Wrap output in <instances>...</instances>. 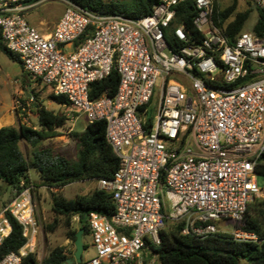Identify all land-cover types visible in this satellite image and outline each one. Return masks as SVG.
I'll return each instance as SVG.
<instances>
[{
  "label": "built area",
  "instance_id": "built-area-1",
  "mask_svg": "<svg viewBox=\"0 0 264 264\" xmlns=\"http://www.w3.org/2000/svg\"><path fill=\"white\" fill-rule=\"evenodd\" d=\"M23 1L0 0L3 42L33 81L64 96L78 116L106 122L120 160L112 179L97 181L116 213L111 219L90 214L96 255L80 264H147L168 223L205 240L221 233L217 223L242 220L264 197L257 183L264 157V39L243 31L231 42L213 19L214 0H194L200 41L176 25V9L189 0H160L141 18L101 15L64 0V14L48 32L29 22L34 5ZM253 1L264 10V0ZM90 27L92 36L77 46ZM113 71L120 76L116 95L92 99V84ZM21 188L0 205V249L12 231L9 216L23 227L26 243L0 264H23L37 249L35 188L24 182ZM231 235L256 240L240 230Z\"/></svg>",
  "mask_w": 264,
  "mask_h": 264
},
{
  "label": "trees",
  "instance_id": "trees-1",
  "mask_svg": "<svg viewBox=\"0 0 264 264\" xmlns=\"http://www.w3.org/2000/svg\"><path fill=\"white\" fill-rule=\"evenodd\" d=\"M41 1L43 0H24L21 4L32 6ZM65 1L101 15L120 13L130 18L147 16L160 3V0ZM246 1L251 4V0ZM237 6L238 0H234L232 5L220 10L214 1L213 19L216 24L225 29L231 42L244 31L251 14L250 10L237 12ZM256 9L258 20L253 28V34L257 39H264V10L257 7ZM176 11V25H185L196 40L200 41L202 36L194 27V18L197 16L194 0L181 4ZM92 31L93 28L90 27L78 40L77 46L92 36ZM0 51L23 69L19 57L8 49L1 34ZM22 77L24 86L27 88L26 80L30 76L25 72ZM119 84L120 76L113 71L106 79L92 84L90 96L96 99L107 92L109 96L114 97ZM26 96L34 99L32 105L37 114L39 127L34 128L21 124L0 128V182L6 188L21 191L22 182L33 185L29 170L34 167L40 174V185L50 190L53 212L56 217L64 219L66 227L69 228L67 236L75 243L79 231H83V237L90 235L88 217L92 212L100 213L111 219L116 213V206L111 196L104 190L96 189L91 194L81 195L71 200L54 190L85 181L110 180L118 170L120 160L107 140L106 122L87 121L84 130L69 134V137L78 144L75 161L55 154L51 148H43L35 152L34 160L29 162L21 149V143L25 142L38 149L43 142L60 136L58 131L66 126L68 118L46 108L37 97L31 95L29 90ZM29 98L26 97V99ZM49 98L57 104L69 106L64 96H57L53 93ZM257 173L264 177V157ZM5 193L6 189L0 188V204ZM75 217L79 218V227L71 230ZM9 221L12 231L0 249V260L11 252L19 251L26 243L23 237V227L12 216H9ZM55 221L53 226H47L46 229L57 228L58 220ZM182 229V224L168 223L161 232L160 245L150 246L161 264H244L243 261L248 264H264V197L251 203L242 220L234 223L235 230L253 234L256 240L237 241L233 235L228 233H218L201 240L183 235ZM71 262H73V255H68L64 248L57 247L49 253L42 264H73ZM23 264H39L36 254H30L24 258Z\"/></svg>",
  "mask_w": 264,
  "mask_h": 264
},
{
  "label": "rangeland",
  "instance_id": "rangeland-1",
  "mask_svg": "<svg viewBox=\"0 0 264 264\" xmlns=\"http://www.w3.org/2000/svg\"><path fill=\"white\" fill-rule=\"evenodd\" d=\"M128 2L130 0H124ZM219 6L220 10H224L232 5L234 0H214ZM58 4L56 0H44L35 4L32 7L33 14L43 15L45 10L52 5ZM250 10L251 14L248 21L245 24L244 32L253 33V28L258 20V11L256 5L251 0V4H248L246 0H238L237 12H244ZM45 31H50L45 29ZM31 79V77H29ZM23 77L21 74V67L18 63L10 60L4 53L0 51V118L2 117L3 125L7 126H20L26 124L28 126L38 128V118L35 109L32 105L31 98L26 96V90L31 92L33 97H37L38 100L45 105L49 110L54 111L57 114L65 115L68 118V122L63 129L58 132L60 136L43 142L38 149H35L25 142L21 143V149L24 152L25 157L29 162L34 160V154L40 149L51 148L55 154H59L68 158L71 161H75L78 152V144L76 141L69 137L72 132H80L85 129L87 125V118L85 116H78V111L73 109L72 106L60 105L53 102L49 97L53 94L52 90L40 82L31 80V83L26 82V86L34 84L33 88H25L23 83ZM28 97L29 99H26ZM25 101V103H23ZM159 98H154L151 104V116L154 119L156 116V108L158 106ZM17 102L20 105H24L25 111L21 110V107L17 108ZM30 180L35 188L34 190V203L36 206L35 218L39 225V234L37 241L36 257L39 261H44L49 253L57 248L62 247L71 256L75 254L76 247L74 241L68 238L67 232L69 228L66 227L64 219L56 217L52 210L50 190L40 185V174L38 171L31 167L29 170ZM257 183L260 188H264V177L258 176ZM0 188H5L6 193L2 197V202H10L14 198V191L10 188H6L5 185L0 182ZM99 188L97 181H85L80 183H74L64 187L63 189H57L65 198L71 200L81 195L91 194L94 190ZM57 222V228L54 230L46 229L47 226H53ZM218 229L221 233L231 234L235 231L233 222H219L217 223ZM78 221H72L73 229H78ZM83 243L85 250L82 254L83 261L89 260L96 255V250L93 247V239L91 235L83 237ZM244 264H248L243 261ZM147 264H161L156 255L147 258Z\"/></svg>",
  "mask_w": 264,
  "mask_h": 264
},
{
  "label": "crops",
  "instance_id": "crops-1",
  "mask_svg": "<svg viewBox=\"0 0 264 264\" xmlns=\"http://www.w3.org/2000/svg\"><path fill=\"white\" fill-rule=\"evenodd\" d=\"M58 4L49 6L43 15L33 14V11L31 10L32 7L27 11V17L29 22L39 28L40 30L45 31V29L52 31L56 25L58 24L59 20L64 14V11L66 9V3L64 0H56ZM24 70L21 68V74L23 75ZM31 80L29 77H27L26 82L31 83ZM23 81V80H22ZM34 84H29V88H33ZM3 117V116H2ZM2 117L0 118V128L5 127L3 125ZM26 125V124H25ZM28 126V125H26Z\"/></svg>",
  "mask_w": 264,
  "mask_h": 264
},
{
  "label": "water",
  "instance_id": "water-1",
  "mask_svg": "<svg viewBox=\"0 0 264 264\" xmlns=\"http://www.w3.org/2000/svg\"><path fill=\"white\" fill-rule=\"evenodd\" d=\"M26 93L28 91L26 90ZM75 247H76V252L74 254V261L71 263H78L80 264L82 262V254L84 252V243H83V231H79L77 236H76V241H75Z\"/></svg>",
  "mask_w": 264,
  "mask_h": 264
}]
</instances>
